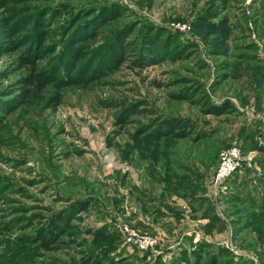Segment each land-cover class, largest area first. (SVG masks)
Returning <instances> with one entry per match:
<instances>
[{
	"label": "rangeland",
	"instance_id": "rangeland-1",
	"mask_svg": "<svg viewBox=\"0 0 264 264\" xmlns=\"http://www.w3.org/2000/svg\"><path fill=\"white\" fill-rule=\"evenodd\" d=\"M110 8L117 18L89 22ZM2 19L12 20V37L0 36L2 106L27 52L51 72L74 46L82 72L117 35L136 43L150 27L159 43L140 64L129 51L115 71L62 87L55 109L47 86L0 110V264H191L201 243L198 264L219 249L216 264H264V0H9ZM163 119L187 137H156ZM229 146L248 165L207 196ZM59 212L68 226L43 250L33 236Z\"/></svg>",
	"mask_w": 264,
	"mask_h": 264
},
{
	"label": "trees",
	"instance_id": "trees-1",
	"mask_svg": "<svg viewBox=\"0 0 264 264\" xmlns=\"http://www.w3.org/2000/svg\"><path fill=\"white\" fill-rule=\"evenodd\" d=\"M8 2L9 0H0V8L7 7ZM54 12L56 16L59 14L58 11ZM91 14H93V11L91 10L82 11L80 14L76 15V20L82 23ZM118 14L119 13L116 8H110L107 11L105 9H102L100 12H97L96 14L90 16L91 19L89 20V22H94L95 20L99 22H107L108 20L117 18ZM13 15L14 13H12V16ZM78 22H72L71 26L78 24ZM11 26L12 20L2 19V22L0 23V36H4L6 38L12 37L10 34ZM144 30L146 32L144 31V33L141 34L139 42L136 43H133L131 41L125 42L120 38V36H115V38L111 40L109 44H107L104 50L96 54L93 60L89 61V64L84 68V71L82 72L80 67L75 68L79 60L80 51L79 48H76L74 46L68 47V49L63 52V56L57 60L56 66L52 69L51 72H47L42 68H38L37 64H35L34 62L33 53L27 52V54L18 57L17 60V65L20 68L24 67L27 73L21 79L22 83L17 86L18 90L16 94H14V96L10 99V102H8V104H6L5 106H2L0 104V110L8 112L11 106L17 108L19 105L26 103V100L39 95L47 86H50L55 91L52 96L46 98V105L51 109H55V107L60 102L59 91L62 87L69 86L70 84L85 85L87 82L100 79V76L104 75V73L115 71V69H117L123 62H125L129 51H131L132 54L136 53L139 58L135 61V63L140 64V60L146 56V53H142L143 48L144 50L145 48L149 50L152 47H156L157 43H159L153 29L147 27ZM88 32L90 33V35H92V31ZM86 35L85 37H83L84 40L87 37ZM178 54V52H175V55L177 57L181 56ZM183 98L187 99L188 96L184 95ZM206 111L207 113H220L219 109L215 107H209ZM185 126L186 124H184L180 120L175 121L170 119H163L162 122L157 125V129L153 131V134L158 138H163V136H170L177 139L183 138L187 137ZM235 174L236 172L234 171L226 179V183H230ZM204 199L207 200L206 196ZM78 207L83 206L79 205ZM212 218L214 219L213 216ZM66 226H68V216H66L65 212H59V214L55 215L53 219L47 220L43 228H40L36 231L33 236L34 242H36L39 247L43 248V250L54 249L56 244L59 243V235L64 232L63 230ZM94 233L98 234L99 236L102 235V233L100 234L98 231H95ZM198 245L199 246L197 250L193 253L195 259L191 264H198V261L202 258L201 255L207 254L202 250L207 249L206 247H209L208 244L201 243V245ZM218 252L219 253H210L212 255L208 256L209 258L207 259V264L217 263V259L214 258V255L220 254V256H222L223 254H225L224 250L222 249H219ZM226 262L229 261H225L221 264H227Z\"/></svg>",
	"mask_w": 264,
	"mask_h": 264
},
{
	"label": "built area",
	"instance_id": "built-area-1",
	"mask_svg": "<svg viewBox=\"0 0 264 264\" xmlns=\"http://www.w3.org/2000/svg\"><path fill=\"white\" fill-rule=\"evenodd\" d=\"M249 159L248 153H241L234 146H229L219 151L208 179L205 194L210 197L215 196L214 194L217 191L224 189L226 179L240 166L241 162L248 165ZM129 236L135 244H138L140 249H149L153 244L152 239L150 240L146 236H135L134 234H130Z\"/></svg>",
	"mask_w": 264,
	"mask_h": 264
}]
</instances>
